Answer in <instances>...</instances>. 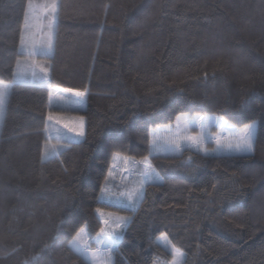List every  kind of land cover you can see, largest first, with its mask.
Segmentation results:
<instances>
[{"label": "trees", "instance_id": "obj_1", "mask_svg": "<svg viewBox=\"0 0 264 264\" xmlns=\"http://www.w3.org/2000/svg\"><path fill=\"white\" fill-rule=\"evenodd\" d=\"M25 2L0 0V56L5 60L14 51V42L18 44ZM58 2L50 79L53 87L88 90L85 106L67 114L85 117L88 136L42 164L44 137L20 133L43 127L42 114L49 110L47 90L24 85L14 90L5 139L0 140V257L13 247L20 250L0 259V264H22L30 253L39 251L33 239H46L61 219L65 232L85 221L93 233L98 231V218L90 213L97 206L92 191L102 178L104 156L93 151L95 129L111 128L133 110L153 114L155 124L167 123L187 111L185 98L193 101V115L223 108L228 113L225 118L237 127L264 111V0ZM241 97L247 98L243 108ZM236 110L239 114L233 118ZM140 131L138 122H132V151L125 154L138 158L144 153ZM257 134L253 156L198 161L201 167L194 177L187 176L185 169L161 172L165 182L148 187L121 243L124 255L117 257V264H151L154 253L161 260L171 259L165 250L149 248L150 224L154 235L169 233L187 253L188 264H264V231L254 226L264 216V181L260 180L264 124L258 125ZM50 142L58 143L54 138ZM86 160L90 168L84 175ZM160 162L164 161H154ZM233 188H242L243 198ZM73 195L79 207L70 218L67 213L74 205L65 198ZM61 239L63 243L36 264H79L66 248L70 236Z\"/></svg>", "mask_w": 264, "mask_h": 264}, {"label": "snow or ice", "instance_id": "obj_2", "mask_svg": "<svg viewBox=\"0 0 264 264\" xmlns=\"http://www.w3.org/2000/svg\"><path fill=\"white\" fill-rule=\"evenodd\" d=\"M60 7L58 0H44L39 8L43 34L37 39V5L34 0H26L22 5V22L17 30L18 44L14 42V51L8 53L7 60L0 56V77H7L0 79V140L5 139L8 107L14 90L21 85L43 87L47 90L46 107L49 110L46 116L42 114L43 127L20 133L24 137H44L45 143L39 157L42 164L57 159L70 145L80 144L88 136L84 116L66 115L85 106L88 90L53 87L50 79L54 65L49 61L54 59L55 55ZM203 79H208V73H204ZM178 94L186 96L183 89H179ZM246 103L247 98L241 97L239 107L243 108ZM183 107L187 111L178 112L174 119H168L167 123L155 124L152 121L153 114L133 110L113 127L95 129L96 147L93 151L101 152L104 156L100 161L104 166L99 173L102 178L93 186L92 191V199L97 206L90 213L98 218V231L93 233L90 224L85 221L81 226L69 227L65 232V221L61 219L46 239H33V247L39 244V251L30 253L22 264H36L43 254L51 252L63 243L62 235L70 236L66 248L77 257L79 264H117V257L124 255L121 252V243L133 223L136 212L144 202L148 187L163 185L165 182L161 172L172 174L176 169H185L187 176L194 177L201 167L198 161L208 158L250 157L255 154L258 125L264 124V111L258 117L243 123L242 127H237L225 118L228 113L223 108L215 112H196L193 115V101L187 98ZM238 114V110L231 113L233 118ZM132 122H138V127L142 129L138 138L144 145V153L138 158L125 154L132 151ZM213 128L218 131L213 132ZM53 138L58 143H51ZM209 144L215 146L208 147ZM186 153L188 155H185ZM89 168L86 160L84 168L81 169L82 174L87 175ZM260 180L264 181V174L260 176ZM211 188L217 190V185L212 184ZM232 191L237 197L243 198L242 188H233ZM205 194L212 196V192ZM65 200L66 203H73L74 206L68 210L67 215L74 217L79 207L75 205V195L66 197ZM113 207H119L120 210H108ZM223 207L222 203L221 212ZM125 212H131L132 215L122 214ZM254 226L264 231V216L257 218ZM30 228L31 225L26 227L24 233H28ZM148 228L149 248L163 249L171 256L170 260H161L160 256L154 253L151 256V264H188L187 253L173 243L167 231L154 235L151 231L153 225H148ZM19 250L13 247L0 259H6Z\"/></svg>", "mask_w": 264, "mask_h": 264}, {"label": "rangeland", "instance_id": "obj_3", "mask_svg": "<svg viewBox=\"0 0 264 264\" xmlns=\"http://www.w3.org/2000/svg\"><path fill=\"white\" fill-rule=\"evenodd\" d=\"M43 2H44V0H34V3L37 5V20L35 22L36 23V29H35V31H36V37H37V39H39L42 36V34H43V32H42V30L40 28V25H41L42 21L40 19V14H39V8H40V6H42ZM42 59H44V58H42ZM67 114H69V113H66V115ZM212 131L213 132H216V131H218V129L213 128ZM214 146H215L214 144H209L208 145V147H214ZM118 179H119V177H118ZM125 215H128V214L125 213Z\"/></svg>", "mask_w": 264, "mask_h": 264}]
</instances>
